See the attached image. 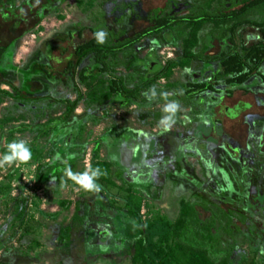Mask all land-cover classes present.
<instances>
[{"label":"rangeland","instance_id":"rangeland-1","mask_svg":"<svg viewBox=\"0 0 264 264\" xmlns=\"http://www.w3.org/2000/svg\"><path fill=\"white\" fill-rule=\"evenodd\" d=\"M202 2L17 0L13 10L0 11V46L15 38L12 50L0 55V92L16 98L13 89L22 88L20 73L33 62L48 64L46 44L57 40L65 48L64 53L55 51L50 62L51 71L62 74L54 84L35 77L17 102L0 94V155L9 142L19 139L32 152L28 164L0 169V264H147L136 252L137 242L142 252L152 247L154 258L168 264H264V237L249 223L243 235L233 238L227 262L225 251L192 239L180 241L176 236L178 223L187 221L188 206H199L202 222L214 211L209 206L202 210L194 196V182L207 184L210 192L242 206L256 194L264 195L263 91L247 96L237 93L217 107L189 108L178 102L175 118L182 124L180 130L164 131L159 124L165 115L160 92L174 96L167 86L184 82L200 70L199 63H183L156 83L154 100L144 95L149 88L125 108L114 103L97 108L90 102L88 95L100 87L103 78L80 87L82 100L69 119L57 126L55 133H64L61 143H55L54 137L35 140L33 133L13 132L20 126L59 121L64 113L61 102L76 99L80 68L76 73L64 71L75 46L89 40L91 30L104 31L105 43H123L151 28L155 11L186 16ZM81 29L77 38L75 32ZM207 29V25L199 26L188 52L198 51V40ZM69 30L72 39L65 43ZM188 32L186 27L144 39L126 54L108 58L109 72L133 85L144 82L168 60L182 56ZM256 35L255 29L244 27L237 41ZM219 48L214 43L208 54H216ZM86 65L85 61L82 67ZM199 142L206 144L209 167L195 154ZM247 148L250 153L246 155L236 153ZM238 158H247L245 166L252 171L248 199L237 194L231 179L240 171ZM67 166L74 172L99 167L106 173L97 181L101 191H83L71 180L63 186ZM184 175L192 181H185ZM121 176H129L135 187L128 189L119 181ZM256 206V213L264 219V205ZM137 216L147 230L143 244L135 224Z\"/></svg>","mask_w":264,"mask_h":264},{"label":"trees","instance_id":"trees-1","mask_svg":"<svg viewBox=\"0 0 264 264\" xmlns=\"http://www.w3.org/2000/svg\"><path fill=\"white\" fill-rule=\"evenodd\" d=\"M16 1L0 0V11L13 10ZM213 4H215L214 8H212ZM6 7H10V9L8 10ZM153 21L154 24L151 28L123 43L98 44L95 39L96 32L91 30V38L75 46L64 71V74L70 71L76 73L80 68L76 73L74 88L76 99L73 102L67 100L61 102L64 105V113L59 121L51 120L46 124L36 126H20L13 132L33 133L35 140H49L50 137H54L55 143H61L64 133L56 134L57 126L69 119L82 100L80 87L89 86L103 78L104 81L100 82V87L88 95L90 102L97 108L110 103L125 108L134 97L155 86L173 68L183 63H199L200 70L187 77L184 82L167 86L174 91V96L167 97V101L160 98V102L177 101L189 108L200 104L217 107L221 105L223 100L232 99L237 93L247 96L257 90L264 92V0H203L202 4L198 8L196 7L191 15L166 16L158 10L154 12ZM202 25H207L208 29L198 40L200 48L197 52H188L187 46L196 30ZM186 27L189 28V32L182 56L168 60L160 70L153 73L144 82L133 85L109 72L111 64L107 61L108 58L118 54H126L144 39ZM244 27L255 29L257 35L251 40H242L238 43V32ZM82 30L75 32L77 38L81 37ZM72 34L73 31L71 30L67 32L65 43L71 42ZM60 42L56 40L46 44L44 57L48 64L33 62L25 72L20 73L22 88L20 90L13 89L16 98L6 92H0V94L15 99L17 102L22 100L21 93L27 91L31 79L35 77H44L47 83L54 84L57 80L56 76L61 77L62 74L52 72L50 62L54 59L53 53L55 51L65 52V48ZM214 43L218 44L220 48L216 54L210 55L208 53ZM85 61L88 62V65L82 67ZM130 85H132L131 88ZM181 125V122L175 118L173 129L179 132ZM60 147L61 149L65 148L63 144ZM197 147L196 156L204 162L206 167L207 165L209 167V164L206 163L209 157L205 153L206 144L199 142ZM248 149L243 151L244 155L250 153ZM245 160L247 158L237 159L236 165L240 166V171L238 174L233 171L234 174L231 179L236 185L237 194L247 196L248 199L247 191L250 188L252 171L245 166ZM118 179L128 189L135 187L134 180L129 176H121ZM193 186L195 188L194 196L197 201H200L202 210L205 211L209 206L214 211L211 212L209 219L202 222L197 212L199 206H188L187 221L185 223L179 222L177 225L176 236L180 241L192 239L195 242H204L210 247L219 248L225 251L224 262H227L233 238L244 234L247 223L252 224L257 233L264 237V219L256 213V205H264V195L256 194L242 206L240 202L210 192L207 184L194 182ZM223 206H227V209H224ZM135 224L140 241H142L141 244H143L147 236L146 227L141 223L138 216ZM137 243L136 252L141 253L145 263H163L161 258H154L152 247L142 252V246L139 242ZM223 244L227 246L226 249L223 248ZM181 249L185 254L188 253L186 248L182 247ZM194 253L199 256L197 252Z\"/></svg>","mask_w":264,"mask_h":264},{"label":"clouds","instance_id":"clouds-1","mask_svg":"<svg viewBox=\"0 0 264 264\" xmlns=\"http://www.w3.org/2000/svg\"><path fill=\"white\" fill-rule=\"evenodd\" d=\"M107 34L104 31L95 33V39L98 44L106 42ZM147 99L154 100L157 97L155 86L144 93ZM161 97L167 101V93H160ZM180 109L177 101H168L162 108L165 114L161 117L159 124L164 131H168L175 124L176 113ZM142 135H146L141 133ZM32 152L28 143L23 140H13L7 144V151L0 155V169H7L20 164H28L31 161ZM99 167H87L83 172H74L71 166L64 169L66 180L63 186H67L66 181L71 180L79 189L86 192H99L101 185L97 183L101 176L105 175Z\"/></svg>","mask_w":264,"mask_h":264},{"label":"flooded vegetation","instance_id":"flooded-vegetation-1","mask_svg":"<svg viewBox=\"0 0 264 264\" xmlns=\"http://www.w3.org/2000/svg\"><path fill=\"white\" fill-rule=\"evenodd\" d=\"M8 10L10 9V7H6ZM15 38H13V39H11V40H9L4 46H0V55L2 56L5 52H7L8 50H11V47L13 46V43L15 42V40H14ZM226 148H227V150L229 151V152H231V149H229L228 148V146H226ZM243 151H240V149H239V151H237L236 153H238V155L240 156V155H242L243 153H242ZM125 153H124V148H122V156L124 155ZM198 158V157H197ZM199 159V158H198ZM200 160V159H199ZM200 162L202 163V164H204V162H202L201 160H200ZM160 165H162L163 166V164H160ZM205 165V164H204ZM149 169L151 170V166H149ZM148 175V174H147ZM183 179H185V181H187V182H190V181H192L191 179H190V177L188 176V175H184L183 176Z\"/></svg>","mask_w":264,"mask_h":264},{"label":"crops","instance_id":"crops-1","mask_svg":"<svg viewBox=\"0 0 264 264\" xmlns=\"http://www.w3.org/2000/svg\"><path fill=\"white\" fill-rule=\"evenodd\" d=\"M256 37V36H255ZM255 37H252V38H255ZM252 38H248V40H251Z\"/></svg>","mask_w":264,"mask_h":264}]
</instances>
